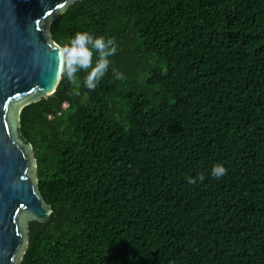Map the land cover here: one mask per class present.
Returning <instances> with one entry per match:
<instances>
[{
    "label": "trees",
    "instance_id": "trees-1",
    "mask_svg": "<svg viewBox=\"0 0 264 264\" xmlns=\"http://www.w3.org/2000/svg\"><path fill=\"white\" fill-rule=\"evenodd\" d=\"M78 32L117 52L21 113L53 210L21 264H264V0H83Z\"/></svg>",
    "mask_w": 264,
    "mask_h": 264
},
{
    "label": "water",
    "instance_id": "water-1",
    "mask_svg": "<svg viewBox=\"0 0 264 264\" xmlns=\"http://www.w3.org/2000/svg\"><path fill=\"white\" fill-rule=\"evenodd\" d=\"M79 1L0 0V264H21L30 222L53 214L39 190L33 146L21 136V113L57 92L62 47L50 25Z\"/></svg>",
    "mask_w": 264,
    "mask_h": 264
},
{
    "label": "clouds",
    "instance_id": "clouds-1",
    "mask_svg": "<svg viewBox=\"0 0 264 264\" xmlns=\"http://www.w3.org/2000/svg\"><path fill=\"white\" fill-rule=\"evenodd\" d=\"M97 54L95 65H93V54ZM117 52V45L114 39H106L103 36L94 37L88 32H78L71 39L69 45L60 48V55L63 61V75L67 80L74 84V95H79V83L77 72L85 70L84 85L89 90L97 87L100 79L106 74L110 60L109 58ZM227 169L222 164H216L211 170V175L217 179L226 175ZM199 180H203L201 175ZM196 178L189 177L188 183L195 184Z\"/></svg>",
    "mask_w": 264,
    "mask_h": 264
},
{
    "label": "built area",
    "instance_id": "built-area-1",
    "mask_svg": "<svg viewBox=\"0 0 264 264\" xmlns=\"http://www.w3.org/2000/svg\"><path fill=\"white\" fill-rule=\"evenodd\" d=\"M67 105H64L63 108L66 109Z\"/></svg>",
    "mask_w": 264,
    "mask_h": 264
}]
</instances>
